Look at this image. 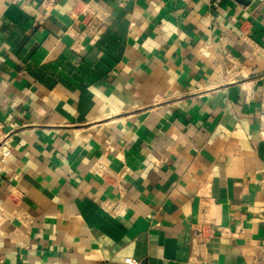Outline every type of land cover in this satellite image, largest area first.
<instances>
[{
  "label": "crops",
  "instance_id": "1",
  "mask_svg": "<svg viewBox=\"0 0 264 264\" xmlns=\"http://www.w3.org/2000/svg\"><path fill=\"white\" fill-rule=\"evenodd\" d=\"M40 1L0 0L3 264H264V0Z\"/></svg>",
  "mask_w": 264,
  "mask_h": 264
},
{
  "label": "built area",
  "instance_id": "2",
  "mask_svg": "<svg viewBox=\"0 0 264 264\" xmlns=\"http://www.w3.org/2000/svg\"><path fill=\"white\" fill-rule=\"evenodd\" d=\"M57 0H41L42 7L53 6ZM73 15L82 16V37H93L98 32L99 28L104 24L109 16V12L98 2L90 0L88 2L75 1L72 9ZM259 132L264 136V106L259 113ZM11 140L9 132L6 131L0 123V156H7L10 153ZM4 258L0 254V264H3Z\"/></svg>",
  "mask_w": 264,
  "mask_h": 264
}]
</instances>
